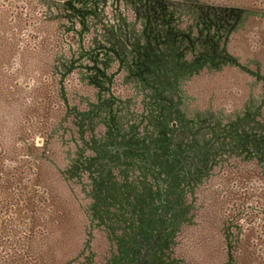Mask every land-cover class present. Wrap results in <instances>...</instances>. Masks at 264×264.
Instances as JSON below:
<instances>
[{
    "label": "rangeland",
    "instance_id": "obj_1",
    "mask_svg": "<svg viewBox=\"0 0 264 264\" xmlns=\"http://www.w3.org/2000/svg\"><path fill=\"white\" fill-rule=\"evenodd\" d=\"M170 34L179 103L137 74ZM170 125L209 161L181 184L168 260L264 264V0H0V264H121V206L148 211L160 184L107 146L164 148Z\"/></svg>",
    "mask_w": 264,
    "mask_h": 264
},
{
    "label": "trees",
    "instance_id": "obj_2",
    "mask_svg": "<svg viewBox=\"0 0 264 264\" xmlns=\"http://www.w3.org/2000/svg\"><path fill=\"white\" fill-rule=\"evenodd\" d=\"M141 3L140 1L135 4V12L140 13L142 8L145 9ZM169 37L168 43L170 44L167 49L171 54L163 62L156 59L149 61L147 56L139 57L137 74L143 81H147L145 78H148L154 82L153 86H157L154 89H158L155 95L161 96L165 92L173 93L179 103L181 97L178 90H171L172 88L165 84L167 77L172 75L174 80H177L182 74H179L178 67L180 59L177 55L175 56V48L171 46L175 36L170 34ZM136 49V46H131L133 53L137 51ZM161 106L166 110L169 108V112L173 113L179 122L187 123L188 120L183 118L179 106L172 107L168 103L161 104ZM170 129L172 131L170 140L164 148L156 149L153 146H141L138 143L134 145L133 141L120 142V138L111 139L107 146L110 165L115 167L137 165L154 175L160 184L158 202L151 203L148 211L146 206L141 207V204L135 202L124 201L121 206V209L126 211L131 218L121 244V264H174V261L166 257V251L169 250L173 231L179 222L176 209L179 203L180 187L181 184L200 179L207 169L209 155L205 149L200 147L197 149L188 146L176 147L175 128L170 125ZM159 159L163 160L161 170L156 168Z\"/></svg>",
    "mask_w": 264,
    "mask_h": 264
}]
</instances>
